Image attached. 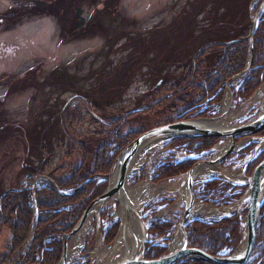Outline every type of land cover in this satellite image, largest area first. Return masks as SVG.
I'll return each mask as SVG.
<instances>
[{"label": "rangeland", "instance_id": "374dc122", "mask_svg": "<svg viewBox=\"0 0 264 264\" xmlns=\"http://www.w3.org/2000/svg\"><path fill=\"white\" fill-rule=\"evenodd\" d=\"M34 1L0 0V14L10 9L25 14L15 15L19 20L14 23L0 22V122L4 121L0 124V186L4 188L16 187L24 181L18 172L26 157L35 163L40 155L43 156L44 173L47 174L61 165L69 166L81 161V144L78 141L89 147L90 158L114 128H118L119 135H126L149 130L169 119L184 121L177 119L179 113H184L180 110L186 102L198 99V94L189 88L185 77L196 68L197 82H202L204 72L212 69L220 57L221 50L213 46L214 41L222 42L234 35L231 23L241 18L244 20L237 23H243L247 17L252 20L253 7L259 0H115L114 9L108 0H102V3L98 0L96 4L83 0L79 9L82 22H100L102 27L87 37L74 39L68 34L63 35L55 15L29 8ZM75 4L79 5L77 0L67 2L63 10L65 20L74 18L71 7ZM51 5L47 10L49 13L61 10L58 5ZM245 15L247 17L244 18ZM201 50L204 56L193 63L194 56ZM164 76L165 81L161 82ZM175 80L182 84L178 86L180 89L188 87L182 94L168 96L176 89ZM78 92L99 104L97 114L89 106L87 98L84 101ZM258 94L259 97L264 94L263 86ZM165 96L168 97L163 98ZM251 96L244 103L231 100L227 114L231 117L239 115L235 124L255 117L256 108L259 112L263 104L260 100L248 109ZM180 99L186 100L180 103ZM221 108L222 104L209 115L216 117ZM63 109L68 113L64 122L59 118ZM57 112L53 118L57 122L56 128L51 129V124L48 126L51 129L48 131L52 143L50 152L43 150L44 155L41 152L40 155L28 154L25 149L31 140L24 133H30L35 125L48 121L50 114ZM130 113V117L114 121V118ZM38 133L40 135L44 131ZM39 135L31 137L36 140ZM34 143L31 142L37 149ZM164 145L165 142L157 143L147 148L142 160L145 163L129 179L131 187L137 185L134 176L139 173L143 174L140 182L150 181V170L168 152L162 149ZM113 149L114 146H109V151ZM242 161L233 164L234 171L242 169ZM40 180H43L42 184L49 181L42 177ZM180 183V179L155 182L154 187L165 184L171 188L166 187L157 195L152 193L154 197L150 203L155 205L160 199L179 196ZM118 206L112 198L104 206L113 220L120 218ZM172 206L161 210L157 216L167 214ZM141 214L145 219L150 218L147 209H143ZM93 219L94 216L89 214L82 224L81 230L89 227L90 230L85 234L81 250L74 254L69 264H76V261L101 264L100 259L94 258V251L99 250L102 243L100 234L93 227ZM74 236L70 237L68 246L71 252L75 250ZM8 238V231L0 233V251H4Z\"/></svg>", "mask_w": 264, "mask_h": 264}, {"label": "trees", "instance_id": "16d2710c", "mask_svg": "<svg viewBox=\"0 0 264 264\" xmlns=\"http://www.w3.org/2000/svg\"><path fill=\"white\" fill-rule=\"evenodd\" d=\"M68 1L69 0H35L33 5L29 8L36 10L42 9L43 14L46 12L50 15H55L61 25L63 35L68 34L72 39H74V37H87L88 34L95 33L97 30L101 29L102 23L100 22L94 24L83 23L80 19L79 9L83 0H77L79 5L77 6L75 4V6L71 7L74 11L73 19L75 20H65L63 10L67 6ZM89 1L92 2V4L98 3V0ZM108 2L109 4H112V8L114 9L117 1L108 0ZM51 3L58 5L61 10L57 13L56 10L54 13H49L47 10L49 7L53 6ZM100 3H102V0H100ZM259 4L260 0L254 5L253 10L256 11ZM8 11L10 13L9 17ZM8 11L0 14V22L5 20L14 23L16 20H19L16 17L17 15H25L21 11L17 12L15 9H10ZM245 17L247 16L245 15L244 18ZM242 20L244 19L241 18L240 20H237V22ZM237 22L234 24L230 22L234 29V31L232 30L234 35L231 38H222V42L214 41L216 43H212L213 46L221 50H218L220 57L218 58V63L215 64L212 69L204 72L202 82H197L196 77H198V73H194L196 68H193L185 77L187 84H189V88H191L192 91L195 90L198 94V99L194 100V102H186L183 110H180L184 111V113H179V118L177 119L184 120L188 117L208 116V114L214 111L216 105L222 100L226 81L237 73L243 71L249 50V39L247 38V35L250 29L249 26L251 20L247 17V20L243 23ZM225 33H227V31ZM228 35L230 34L228 33ZM252 38V49L254 50L253 62L247 73L241 77V83L237 89L236 98L239 97L241 101L247 100L248 97L256 92L260 84L264 82V10L260 15ZM208 45L209 44L203 48L206 49ZM204 54L203 50L198 52L193 63L196 64ZM164 81L165 76L161 82ZM175 84L176 89L168 94V96L182 94L188 87L186 86L185 88L180 89L179 87L182 84H180L179 80H175ZM82 94L79 93L78 95L83 99L87 98L89 106L97 111L99 104L93 103L88 96ZM184 100L186 99H180V103ZM150 106H148V108ZM57 114L58 112L56 114L51 113V118H49L48 121H39L40 124L38 126L35 125L30 133H24L26 134L25 136L31 140L29 145H26L27 147L25 149L28 154L35 153L40 155V152L43 154V150H48V152H50L49 146L52 143L48 137V131L56 128L57 122H55L53 118H55ZM67 114V111H64V109L60 110L59 118L62 122H64L63 119ZM131 114L132 113L114 118V121L130 117ZM173 121L174 120L169 119L163 122L166 124L172 123ZM3 122L4 121L2 120L0 124ZM163 122L158 123L156 126L163 125ZM50 124L52 128L48 129ZM38 131H44V133L39 135ZM145 131V129H142L126 135H119L120 131L118 128H114L106 142L100 144L99 148L97 147L98 149L96 148L93 151L94 154L90 158L89 147L84 146L82 142L78 141V144H81V161L79 163H72L69 166L61 165V167L55 171L52 170L47 174L44 173L45 167L43 168V156L40 155L37 162H35L37 164L31 162L29 157H26L24 159L25 161L21 164L22 167H20V172H18V174H21L24 177L25 186H21L22 183L16 185V187L10 186V188L0 186V233L8 231L9 236L8 241H6L7 243L4 245V251H0V264L7 262L12 255L19 250V248L24 246L26 240L32 233V230H34L33 241L28 249L27 255L23 259V262H29L31 264L36 261L39 264H58L62 253L61 236L72 231L73 226L80 220L82 213L92 200L101 196L102 192L106 189V177L114 164L115 158L122 152V149L128 146L133 139ZM35 134L39 135L36 137V140L31 137ZM258 135H264V130L260 131ZM62 136L63 134L60 136L61 139ZM220 139L221 138L219 137L176 138L168 143L167 147L183 149L187 152L197 154L211 148L217 144ZM32 141L35 142L34 144L35 147L37 146V149L32 146ZM111 145L114 146L113 151H109V146ZM251 148L252 146L247 151H250ZM242 155L243 153L240 154V156ZM263 158L264 153L251 162L247 175L251 174ZM194 163V159H186L176 164L173 159H167L161 166L155 169V173L152 176V182L164 181L173 178L178 174L186 173ZM40 175L49 176L51 182H45L44 184L39 183L37 188L33 190L29 185ZM102 178L105 180L98 182ZM12 187L16 190H12ZM17 188L21 189L18 190ZM244 190V187H235L221 179H214L200 186L198 191L195 192V196L197 199H207V196L209 195L217 196L219 198L218 200H220L219 205H231V203L239 200ZM229 192L231 193L228 194ZM35 209L37 211L36 217L34 215ZM261 209L259 222L255 228L256 242L246 264H264V204ZM179 212L177 213V216L169 214L167 221L157 220L153 222L149 228L148 235L150 237L171 235L178 224ZM245 214L246 211H243L240 214H234L215 222H190L186 227L188 237L187 244L189 247L197 248L200 251L202 250L211 256H229L233 254V251L240 244L244 221L243 218ZM101 216L102 219L105 218L107 224L105 229H103V225L101 227L104 232L105 241L109 243L115 238L119 227L118 222L115 220L113 221V219L107 215L106 211H103ZM167 251V247L151 246L145 257L147 259H159V257ZM176 264L209 263L191 259Z\"/></svg>", "mask_w": 264, "mask_h": 264}, {"label": "water", "instance_id": "95a60500", "mask_svg": "<svg viewBox=\"0 0 264 264\" xmlns=\"http://www.w3.org/2000/svg\"><path fill=\"white\" fill-rule=\"evenodd\" d=\"M262 9V6L255 12L253 15L250 30L247 38L249 39V52L247 56V62L242 72L237 74L233 79L239 78L248 71L253 61V34L256 29V25L259 18V13ZM262 110V109H261ZM260 110L259 116L253 120H250L247 123L243 124H232V126H228V128L222 127H212V126H204L201 121H206L210 118H195V119H184V121H174L173 123L163 124V126L153 127V129L147 130L143 132L141 135L133 139V141L126 146L122 152L117 156L114 160V165L110 170V175L113 170L117 168V179L115 181L114 186L111 188L110 180L108 182L107 189L102 193V196L96 198L88 205V208L83 212L82 218L79 222L73 227V230L70 234L64 236V240L62 243V255L60 258L59 264H67L66 255L68 254V241L69 238L72 237L76 232L81 230L82 224L85 222L87 216L91 214V210L94 206H98V209L95 210L94 216L96 218V229L100 232L99 227V212L103 208V204L107 202L109 199L116 198L114 197L119 190L123 188L126 184V174L127 169L132 162L133 157L135 156L137 149L140 147L143 142H151L153 143H168L170 141L175 140V138L181 137H220L224 139L223 147L227 145L228 147L221 153L213 154L212 158L208 160V162H197L193 165L187 173L183 175H179L176 178L181 180L180 188L184 185L185 191L188 194L187 201L184 202V208L182 210V216L178 220V224L174 231V235L172 238H176L179 234L182 236V240L179 243L180 245H174L171 242V246L169 251L156 260L148 259L146 260L144 254L146 252V243L148 241L147 235V225L145 222L139 218V224L142 226V249L135 256H126V258L122 260H118L114 264H174L176 262L196 259L199 261H204L209 264H245L247 259L249 258L251 251L255 244V228L259 221V216L261 212V207L264 203V159L261 163L253 170L249 177L245 176V171L247 169V165L251 162L254 157H256L257 153L261 148L264 147V136L256 137L257 133L264 130V113ZM240 139V140H239ZM236 140H239L236 143ZM246 141L247 143L244 146H247L251 142H256V146L250 154V158L247 160L245 164V168L241 171V176L245 179L241 182H237L234 178H228L225 176L227 181H231L233 184L237 186L245 187V191L239 198V201L234 205L227 215H232L234 213H241L242 211H247L246 216L244 218V225L241 233L240 244L233 251L232 255L229 256H214L209 255L202 250H198L196 248H188L187 244V234L185 233V227L188 225L191 220L190 216L192 214V206L195 202L194 198V190L193 186L195 184V180H193V174L196 172V168L200 165H208L210 164H219L223 161L230 153L237 152L239 149L244 148L238 147L240 143ZM219 150L220 148H216ZM216 150V151H217ZM220 168V167H219ZM221 169V168H220ZM222 170V169H221ZM178 187V190H179ZM182 192V191H181ZM119 204L118 200L116 199ZM121 226V224H120ZM121 228V227H120Z\"/></svg>", "mask_w": 264, "mask_h": 264}, {"label": "bare ground", "instance_id": "6f19581e", "mask_svg": "<svg viewBox=\"0 0 264 264\" xmlns=\"http://www.w3.org/2000/svg\"><path fill=\"white\" fill-rule=\"evenodd\" d=\"M228 94V93H227ZM260 98L262 104V110L261 112L264 113V94L262 96L255 97L251 102L252 104H255L258 99ZM228 97L225 98L224 100V105L222 108L221 116H218L216 118H211L206 121H201V123L204 124V126H212V127H222V128H228V126H232L230 123L232 120H234L235 117H231L227 114L228 108L230 106V103L227 101ZM158 143V142H157ZM157 143H151V142H143V144L140 145V147L137 149V152L135 156L132 159V162L130 163L128 169H127V174H126V184L123 186L121 190L118 191V193L115 194L113 199H117L119 202L118 206V211L120 215V221H121V229L120 233L117 236V239L111 244V245H106V246H101L100 249L94 251V258H98L101 260V264H106L110 261L116 263L118 260H122L126 258V256H131V255H137L141 249V243H142V226L139 224L138 219L141 217V212L143 208L146 205V202H148L152 197V193L155 192L158 193L162 191L164 188H171L169 186L162 185L160 187H154L147 182L144 183H139L136 185L134 188L131 187V185L128 183V180L131 176L134 175L135 171L139 170L144 162L142 161L143 156L147 152V148L153 147L154 144ZM162 143V141L160 142ZM243 143H240L237 145L238 147L242 146ZM228 146L225 145L224 147L221 146L218 153L223 152L226 150ZM154 150V149H153ZM206 168L202 169V167H197L196 172L193 174V180L196 182L203 180L204 176L210 174H216L220 176H227L231 178H235L237 180H241L239 178V172L235 173L231 170H225L222 169L220 170L216 164H210L205 165ZM117 168L116 170L112 171V174L109 177L111 188L114 186L115 181L117 179ZM180 191H182V200L187 201L188 199V194L185 191V186L183 185L180 188ZM98 209V206H94L91 210V215L93 216L95 210ZM215 212L212 210L211 206H205L202 205L198 202L194 203L193 206V214L191 215V218H210L215 216ZM88 230V231H87ZM90 230L89 228L80 230L75 233V250L74 251H69L68 254L66 255V260L67 262L72 259L74 254L79 253L82 247V243L85 237V234H88ZM87 231V233H86ZM182 240V236L179 234L174 241V245H180L179 243Z\"/></svg>", "mask_w": 264, "mask_h": 264}, {"label": "flooded vegetation", "instance_id": "af4514ba", "mask_svg": "<svg viewBox=\"0 0 264 264\" xmlns=\"http://www.w3.org/2000/svg\"><path fill=\"white\" fill-rule=\"evenodd\" d=\"M172 158V157H171ZM233 162V163H236L238 160H237V158L235 157V156H230L229 157V159L226 161V163H228V162ZM231 192H229L228 194H230ZM212 194V193H211ZM194 196H195V194H194ZM208 198L207 199H203V198H199V199H197L196 198V196H195V200L196 201H199V203L200 204H202V205H205V206H211V208H212V210L215 212V216H213V217H210V218H205L206 220H210V219H213V220H217V218L219 217L218 216V214H217V209L218 208H221L222 206H223V204H220L219 205V202H220V200H218L219 198L217 197V196H211V195H209V196H207ZM178 204V202H176V201H174V200H170V201H167V203H164V202H156V208L154 209V211L156 212V213H159L161 210H164L165 208H167L166 206H167V204H170V206L171 205H173L172 207H170V210L169 211H167V214H163L162 216H163V218H161L160 220L161 221H167V219L169 218L168 217V215L170 214V215H174V216H177L178 214V212L181 210V206L180 205H178V206H174V204ZM103 211H107V209H103ZM103 211L101 210V212H100V214H99V220H98V222H99V227H101L102 225H103V229H105L106 227H107V224H106V222H105V218L104 219H102V213H103ZM180 213V215L179 216H181V212H179ZM219 213V212H218ZM111 217V216H110ZM168 217V218H167ZM95 218V217H94ZM92 224H94L93 225V227H95L96 226V219H93V222H92ZM96 228V227H95ZM103 229H102V227L100 228V232H98L99 234H100V242L103 244H105V246L107 245H111V243L113 242V240L115 239H113L111 242H109V244H107V242L105 241V237H104V232H103ZM118 229H119V227H118ZM97 232V231H96ZM89 233V232H88ZM65 235V234H64ZM63 236V235H62ZM62 236H61V250H62V243H63V238H62ZM158 238H160V241L158 242V243H156V241H154L155 239H158ZM166 238H167V236H158V237H151V239H152V241L150 240L149 241V243L147 244V247H146V252H145V255L147 254V252H148V250L151 248V246H161V247H165V245L166 244H168L169 242L166 240ZM187 239H188V237H187ZM69 242H70V240L68 241V245L67 246H69ZM100 243V244H101ZM102 244H101V246H102ZM83 246V245H82ZM82 248V247H81ZM62 254V253H61ZM145 255H144V257H145ZM146 258V257H145ZM87 262V261H86ZM90 263V262H89ZM88 263V264H89ZM15 264H17L16 262H15ZM76 264H83V263H81V262H79V261H76ZM84 264H87V263H84Z\"/></svg>", "mask_w": 264, "mask_h": 264}]
</instances>
